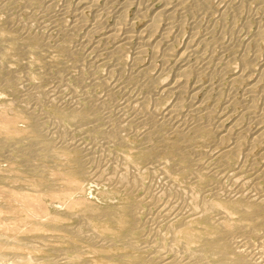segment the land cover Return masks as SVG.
Instances as JSON below:
<instances>
[{"label": "rangeland", "instance_id": "1", "mask_svg": "<svg viewBox=\"0 0 264 264\" xmlns=\"http://www.w3.org/2000/svg\"><path fill=\"white\" fill-rule=\"evenodd\" d=\"M104 1L101 0V5L104 4ZM124 1L118 0V4ZM142 1L131 0L134 5L127 12L128 17L135 22L134 29L137 32L142 30L146 22V19H135L136 5ZM158 1L151 0L153 4ZM219 1L213 2L209 15L206 12L204 14L203 11H188L184 32L174 42V48L185 47L187 39L195 30L190 22L197 21L198 37L205 39L203 38L205 35L204 37L208 40L205 43H209L208 45L203 44L198 52L199 55L202 54L200 56H203L202 60L207 66L205 67L204 64L203 73L197 80L200 88L197 101L204 102L205 110L213 109L214 116L212 118L215 122L218 123L221 116H224L222 126L225 131L237 119L243 118L244 121L241 120L242 126L249 129L244 134V140L251 142L260 125L263 123L261 126H264L263 118L260 119V122L262 121L260 124L258 120L254 119L255 114L249 113L246 109L253 102L252 94L257 93L259 98L255 109L257 112L264 110V99L260 96L264 92V79L261 80L262 82L260 81L261 84L259 82L255 92L250 94L248 90L249 82L259 78L261 66L264 65V33L258 34L260 27L263 26L262 28H264V0H225L224 4ZM53 2V5L47 8L50 0H40L39 2L37 0H0V66H3L5 71H9L0 75V249L2 251L4 248L5 250L10 249L6 253H10L12 250L14 254L21 253L28 257L33 256L35 259L49 258L46 260H56L60 256L63 257L65 253L73 256L72 254L76 255L77 250H79L82 259L89 264H112V260L116 259L111 257L116 255L126 258V261H122L123 264H153V257L156 253L154 249L149 247L155 244V241L150 233L138 232L137 235L132 236L140 247H134L131 244L119 245L118 239L122 235L123 237L127 236V232L117 222L102 219L99 214L103 213L105 208H109L112 215L121 216L134 225L138 220L135 214L140 206L139 218L143 222H146L147 217L151 215L148 213L150 210H152L150 211L152 215L161 211L160 203L165 201V196L161 195V190L167 191L169 189L175 197L195 198L198 194L199 185L193 176L200 173L201 169L197 162H193L194 157L205 161L203 164L206 170L211 169L215 163V168L224 169L223 172L226 177L223 175L222 178L225 180L220 179V184L225 183L224 185L231 188L234 186V180H232L234 174L239 171L242 165L245 164L248 168L256 171L264 169V144L256 143L250 156H248V146L242 148L232 161L225 162V159L227 161L225 151L231 148L236 141L233 137H229L221 145H218V137L207 132L188 141L179 132H171L170 127L163 129L160 122L153 123L146 120L139 122L140 117H135L136 121L128 123L127 119L132 118L136 108H142L144 102V106H147L145 109L149 111L155 108L164 111V107L172 104L176 99V96L173 95L167 97L168 100L160 99L157 102L160 95L158 88L156 91H154L155 89L151 90L152 92L143 87L141 89L143 80L147 77H155L163 67V62L159 58L153 60L150 55H145L141 61H136L134 57L137 45L134 42L126 44L125 50L123 49L117 54L111 53L115 47L114 43L111 42L102 43L101 47L91 55L85 53L81 47L78 51L85 31L78 29L77 32H74L72 30L76 0H54ZM219 4H221L220 7ZM83 15L88 23L94 19L93 12L88 9L84 10ZM114 21L113 14L106 19L107 25L113 24ZM22 27L33 35H38L41 42L35 41L34 37L25 39L21 32ZM209 31H211L210 35H208ZM16 41L20 42L23 45L20 44V47H24L23 49L30 54H19L14 48ZM244 55L253 60L250 62L253 72H250V80L247 79L246 81L236 78L244 69ZM205 58L211 63L206 62ZM226 60L230 62H226ZM106 63L109 64L106 65ZM111 67L117 69L113 74H109ZM144 68H148V71L144 74L139 73ZM83 73L84 75H81ZM168 73L171 75L165 76L166 73L162 75L165 77L164 80L162 77L159 79V84L165 82L167 84L173 80V73ZM48 76L50 79L47 78ZM56 78L59 80L57 81ZM78 78H84L85 83L78 85ZM140 79L142 80L140 81ZM21 80L30 85L34 84L35 87L42 86L48 89L55 85L61 86V92L58 94L62 100L79 97L78 99L82 103H86V98L92 97L94 101H99L97 103L104 115V112L109 111V118H118L117 114L123 119L126 118L128 125L121 135L122 141L119 143L112 142L111 145L107 144V146L102 141L97 129L99 126L101 129L107 128L109 123L107 119L95 118L78 124L71 123L63 119L60 110L51 103L44 101L40 102L36 109L41 117L43 132L46 135L49 131L56 132L55 141L50 139V135L44 138L39 137L36 127L37 119L33 116L30 117L25 110L28 106L24 104L23 88L20 86ZM94 81L96 82L94 83ZM114 82L116 84H113ZM82 85L87 87L84 89ZM262 90L263 92H261ZM144 97H147L148 101ZM233 98L235 99L234 102L237 103L230 105L233 103ZM135 99L137 101L142 100L143 103H139L143 105L136 104ZM239 101L242 103L240 104ZM102 102H104L105 107L100 106ZM32 104L33 102H30V105ZM103 107L106 109H102ZM191 108L193 106L189 102L184 112L190 111ZM120 112H123L121 116ZM124 115L126 116L124 117ZM190 115L191 118H199L197 113H190ZM205 115H203L205 119L211 118L207 112ZM129 116L132 117L129 118ZM52 119L59 120L56 122L58 124H54V120L53 122L50 121ZM61 134L66 135L67 140L83 144L88 150L80 152L68 148L62 150L59 142ZM165 135L166 139H163ZM45 147L52 148L49 156L45 155ZM176 148L181 152H176ZM144 152L152 155L149 160L143 159L142 154ZM92 153L104 160L106 166L103 170V180H101L102 178L95 180V178L79 173L81 160H87V172L94 171L95 165L91 164ZM161 163L162 165L159 167ZM215 168L213 167V169ZM127 171L131 181L138 180L143 186V188L141 186V190L122 186L121 180L125 179ZM116 172L120 173L117 174ZM110 176L112 179L108 180L107 178ZM113 176L118 177L115 179ZM205 176L207 189L205 188L199 197L202 201L213 202L217 205L218 212H223L225 208L218 204L219 200L216 199V194L209 191L212 187L209 184L214 183L215 177L210 171H207ZM246 176L244 175L242 178L247 180ZM259 181L261 188L264 189V176ZM147 188L152 193H155L157 189L159 192H156V195L157 193L159 195L158 202L150 196ZM159 199L161 200L160 203ZM240 215L242 216L241 213ZM254 215L253 221L249 225L252 228L244 226L245 224L240 225L237 230L238 236L249 237L251 239L249 244H251L250 246L248 244V247L254 246L252 249L264 253V208ZM234 218H237V215ZM180 222L181 220L177 221L176 229L180 226ZM195 222L197 221H193L191 226L205 236L213 235L211 229H205L201 227V224ZM54 225L69 227L72 231L76 229V231L84 234L92 233L93 230L92 234H96L97 240L103 241L104 244L101 242L98 245L97 243L94 244L89 239L72 233L71 229L63 230L61 228L58 230V228L53 227ZM158 226V233L161 238H164L166 247L175 246L174 249L182 253L187 250L181 234L175 239L176 242L172 240L174 239L172 236L170 237L171 232L174 231L172 227L175 226L171 217H162ZM7 237L8 239H6ZM201 245H203L202 242L191 244L190 251L193 252L194 247L199 250ZM226 251L227 253H234L232 248H228ZM226 260L238 264L233 254L220 260H201V262L202 264H212L214 261V264H219Z\"/></svg>", "mask_w": 264, "mask_h": 264}, {"label": "bare ground", "instance_id": "2", "mask_svg": "<svg viewBox=\"0 0 264 264\" xmlns=\"http://www.w3.org/2000/svg\"><path fill=\"white\" fill-rule=\"evenodd\" d=\"M37 1L39 2L40 0H37ZM53 1L54 0H50V3H49L47 8H49V6L51 7L53 5V3H54ZM214 1H216V0H159L157 3L153 4L151 2V0H143L138 5H136V9H135L136 17H135V19H138V20L146 19V22L144 23L142 30H140V32H137L136 29H134L135 22L132 19H130L128 17V14H127L129 8L132 5H134L133 4L134 2L132 3L131 0H125L124 2L119 3V4H118V0H105L103 5H101V0H76L75 8L73 11L74 23L72 26V30L74 32L75 31L77 32L78 29H82L83 31H85V34H83L84 36L81 40L80 46L78 47V51H79V48L81 47V49L84 50V52L87 53L88 55H91V54H93V52H96L101 47L100 45L102 43H109V42L114 43L115 47L112 49L111 53L117 54V53L121 52L123 49L125 50L126 44L134 42V44L137 45V49H135L136 52H135V57H134V59L136 61H141V59H143V57L145 55H150L153 60H156L157 58H159L163 62V67L157 73V75H155V77H151V78L147 77L143 80V82L141 83V89L143 87L145 89H148L150 92L151 90L153 91L154 89H155L154 91H156V89L158 88L157 90H158L160 95L157 99V102L160 99H166L167 97H171L173 95L176 96V99L174 100V102L172 104H170V105L168 104V106L164 107V109H163L164 111H160L161 109L156 110L157 108H155L154 110L152 109L153 111L152 110L149 111V110L145 109L147 107V106H144L145 102H144V105L140 104L139 102L143 103L142 100L137 101L136 100L137 98H136L135 100L137 102H135V103L136 104L139 103V105L140 106L143 105V107L142 108H136V111H134V116L133 117L129 116V118L130 117H132V118L127 119L128 123L131 121H136L137 117H140L139 122L143 121V120H146L148 122H153V123L160 122L163 125L162 126L163 129H165L166 127H168V128L170 127L171 132H174V131L179 132L188 141L195 139L197 136L202 135L203 133H206V132L211 133V134H213V136L218 137V145H221L222 142H224L229 137H233L234 139H236V141L234 142V144L231 148H229L228 150L225 151V158H227V161L225 159V162H228V161H232V159L235 158L240 153V150L242 148H246L248 146L247 147L248 152H249L248 156H250L251 151L254 148V145H256V143L264 144V126H261L263 123H262V121L260 122V119H262V118L264 119V117H263L264 116V110L261 112H257L255 109V107H257L256 103L258 101L259 96L256 95L257 93L252 94L254 97L253 102L251 105H248L246 107V109L249 113H252L253 115L255 114L254 119L258 120L260 124L262 123L260 125L258 131L254 135L255 138L251 142H248V141L244 140V138H245L244 134L246 132H248L249 129L242 126L243 125L242 121H244V120H242L243 118L237 119V121L230 128H228L227 131H225L223 126H222V123L224 122V116L223 117L221 116V118L218 120L219 121L218 123L215 122V120L212 118L214 116L213 115L214 113L212 111L213 109L212 110H210V109L205 110L204 102H198L197 101L198 100L197 95L200 92V88L198 86L197 80L200 77V75L203 73L202 69H203L204 64H205L204 61L202 60L203 56L202 57L200 56L202 54L200 53V55H199L198 52H199L200 47L203 44H205V45L209 44V43H205L208 41L206 39V37H204L205 35L203 36V38H205V39H202V37H200L202 40H199L200 38L198 37L197 31H196L197 26H198L197 21L193 20L190 22V24L193 26V28L195 30L193 31V33H191V35L187 39L185 47H183V48L180 47L179 49L174 48V42L179 38V36H182V34L184 32V29H185L184 27L187 24V22H186L187 21V15L189 14L188 11L195 10L198 12L203 11L204 14H205V12L207 14L209 12L211 13L212 4H214L213 3ZM220 1L223 2V4H224L225 0H220ZM227 1H226V3H227ZM220 5L221 4H219V7H220ZM227 5H229V4H227ZM86 9L93 12L94 19L91 23H88L84 19L83 13H84V10H86ZM223 10H225V9H223ZM112 14L114 15L115 21L113 24L107 25L106 19L109 17V15H112ZM221 15H223V14H221ZM234 17H236V16H234ZM23 27H25V26H23ZM23 27H22V31H21V29H19V30L24 34L25 39L28 40V38L34 37L33 39L35 41L41 42L40 37L38 35L37 36L33 35L31 32L27 31L26 28H23ZM262 27H260L259 32H258V34H260V35H262L264 33V28H262ZM210 32L211 31L208 32L209 33L208 35H210ZM231 38H233V37H231ZM217 39H218V37H217ZM210 42H211V40H210ZM20 44L21 43L18 41L14 42V48H16V50L19 54H22V53L27 54L28 52L23 49L24 47L21 48L20 46L22 44L21 45ZM212 44H213V42H212ZM213 45H215V44H213ZM248 47H250V46H248ZM64 50H65V48H64ZM212 53H214V52L212 51ZM28 54H30V53H28ZM245 54H247V53H245ZM211 55H213V54H211ZM255 57H256V55H255ZM250 58H248L246 55L243 56V61H244L243 68L244 69L236 76V78L238 80L246 81L247 79H249V76L251 74L250 72L252 71L251 70L252 64L250 65V62L253 61V60H250ZM253 59L255 60V58H253ZM170 61H172V62L170 63ZM227 61L228 60H226V62ZM206 62L211 63L208 60ZM228 62H230V61H228ZM107 64H109V63H106V65ZM206 66H207V64H205V67ZM255 66H254V68H255ZM261 67L262 68L260 70L259 78L257 77V79L255 81L253 79L254 82L253 81L251 83L249 82L248 90H249L250 94L252 92H255V88L258 87L259 82L264 79V65H262ZM114 68L115 67H113L110 70L109 74H111V73L113 74L117 71V69H114ZM121 68H123V67H121ZM259 69H260V66H259ZM6 71H8V70H6ZM6 71L4 70L3 66H0V73H1L0 75H3L2 73H6ZM147 71H148V68H146V69L144 68L139 73L142 72L144 74ZM167 72L173 73V75H174V77L172 78L173 80L167 84L164 81L165 83L164 84L160 83V84H162V85H160L159 79L165 73L167 74ZM222 72H224V71H222ZM94 73H95V71H94ZM211 73H213V72H211ZM109 74H108V76H109ZM166 74H165V76L171 75V73H168L167 75ZM221 74H223V73H221ZM81 75H84V73ZM49 76L47 78L50 79ZM164 77H162V79ZM254 77H256V76H254ZM24 78H26V77H24ZM47 78L45 77L46 82L48 81ZM53 78H54V76H53ZM53 78H52V80H53ZM56 80H57V78H56ZM141 80L142 79H140V81ZM113 81H115V80H113ZM113 81H111V82H113ZM20 82H21L20 86H21V88H23V90H22L23 94L22 95L24 96V99H25L24 104L28 106L27 108H25V110L28 112L30 117L33 116L35 119H37L36 127H37V134L39 135V137L41 136L44 138L45 136L47 137L48 135H50L51 136L50 139L52 141H55L54 135L56 132H50L49 131V133L47 132L48 135H46L43 132V130H42L43 125L41 126V123H42L41 117H40V115L36 109L37 105L40 102L44 101V102L51 103L53 106H55L56 109L60 110V113L62 114L63 119L68 121V122H71V123L78 124L80 122L90 121V120L95 119V118L107 119V121L109 122L108 127L107 128L104 127L103 129H101V127L99 126L100 128L98 127V129H97L98 134L101 137L102 141L106 144V146H107V144L111 145L112 142L119 143L122 141L121 135L123 134V131L126 130L127 125H128V123L126 124V122H127L125 120L126 118L123 119V118L119 117V114H117L118 118H113V117L109 118V113H108L109 111L104 112L105 113V115H104L100 111L99 104H98L99 101H97L98 102L97 103L96 101L93 100L92 97H89V96H86V97H89V98H86V103H82L78 99L79 97L78 98L72 97V98H70V100H62L60 95L58 94L61 92L60 91L61 86L55 85V86H53V88L50 87L51 89L50 88L48 89L45 87L43 88L42 86L41 87H37V86L35 87V86H33L34 84L30 85V84L24 83V81H22V80ZM42 82L44 83V81H42ZM59 82H61V81H59ZM95 82L96 81H94V83ZM117 82H118V80H117ZM261 82H260V84H261ZM83 83H85L84 78H78L77 84L79 85V84H83ZM113 84H116V83L114 82ZM59 85H60V83H59ZM38 86H40V85H38ZM82 86L84 87V85H82ZM121 86H120V88L123 89ZM123 86H124V84H123ZM85 87H87V86H85ZM85 87H84V89H85ZM109 88H110V86H109ZM107 89H108V87H107ZM114 89H113V91H114ZM211 89H209V90H211ZM110 90H111V88H110ZM84 91H86V90H84ZM261 92H263V90ZM258 93H259V91H258ZM110 94H108V95L110 96ZM152 94H154V93H152ZM151 96L153 97V95H151ZM260 96L264 99V92ZM144 98L147 100V97H144ZM172 98H174V97H172ZM83 99H84V97H83ZM168 99H166V100H168ZM209 99H211V98H209ZM107 100H109V99H107ZM207 100H208V98H207ZM102 101H104V100H102ZM234 101H235V99L233 98V103H230V105L237 103ZM30 102L31 103L33 102V104L30 105ZM104 102H102V104L100 106H104V104H103ZM189 102L192 103L193 108H191L190 111L187 110V112H184V109L187 108V105L189 104ZM105 103H107V102H105ZM241 103L242 102H240V104ZM104 107L102 109H106ZM234 107L235 106H233V108ZM107 110H108V108H107ZM204 110H205V112H204ZM103 111H105V110H103ZM206 112H207L208 116L211 118H209V119L204 118L205 116H207V115H205ZM107 113H108V115H107ZM122 113L120 112V116ZM190 113L199 114V118H196V119L191 118ZM203 115H205V116H203ZM221 115H224V114H221ZM106 116H108V117H106ZM125 116L126 115H124V117ZM225 118H226V116H225ZM245 119L247 120L246 117H245ZM53 120L55 121V119H52L50 121L53 122ZM58 121H55L54 124H58V123H56ZM214 123H217V124H214ZM43 124H44V122H43ZM246 126H248V125H246ZM248 127H250V126H248ZM148 135H149V133H148ZM65 136L66 135L61 134V139L59 141L60 145H61L60 148H62V150L65 148L73 149V150L79 151V152L88 150L87 148L84 147L83 144L78 143L77 141L67 140L66 139L67 137L65 138ZM163 139H166V135L163 136ZM150 143H152V142H150ZM100 145H98V146H100ZM102 146H105V145H102ZM104 148H107V147H104ZM68 149H66V150H68ZM44 150L46 151L45 155L49 156V154L52 151V148L50 147L48 149L47 147H45ZM176 152H181V151L178 148H176ZM93 153L91 155V162H92L91 164L95 165L94 171L87 172L86 164L88 162L86 163L87 160L86 161L81 160L79 173H81L83 175H88V177H90V178H95V180L97 178H99V179L102 178L101 180H103V177H104V175H103L104 171L103 170H104V167L106 165L104 163L103 158L101 159V158L95 156ZM142 155H143V159H145V160H149L152 156V155L148 154L147 152H144ZM194 161H195V163L197 162L199 168L201 169L200 173H196L193 176L199 185L198 194H196L195 198L189 199L187 197L184 198V196L183 197H181V196L175 197L174 193L172 191H170L169 189L167 191H165V190L162 191L160 189L161 195L165 196L164 197L165 201L160 203L161 200L159 199V203L162 207L161 211L155 212L154 215H152V213H150V211H152V210H150L148 213L151 215L149 217H147L148 219L146 220V222H143L139 218V215L141 214V206H140V208L137 209L136 214H135V217L138 220L135 222L134 225H132L131 222L129 223L126 219H124L121 216L112 215L109 208H105L104 212L99 214L102 219L110 220L114 223L117 222L119 224V226H121L122 229L127 232L128 235L125 237H123V235H122L120 237V239H118L117 243H119V245H124V246L131 244L134 247H140V245L136 244V242L134 241L132 236L137 235L138 232L150 233L152 235V238L155 241V244H153L152 246L149 247V248L154 249V251L156 253L153 257V261H154L153 264H202L201 260H204V261L205 260H220L222 258H225V256L229 257L232 254L236 257V261L238 264H264V253L259 251V250L252 249V248H254V246L252 248L248 247V244H249L251 239L249 237L238 236V231H237L238 228H240V225H242V224H245L244 226L252 228L249 225L253 221V216H255L254 214L256 212H258L259 210H261L262 208H264V189L261 188V186H260L261 182L259 181L264 176V169L262 171H256L254 169L248 168L245 164L242 165L240 167L239 171L236 174H234V177L232 179V180H234V182H233L234 186L230 188V187L224 185L225 181L223 182L224 184H220V181H219L220 179H224V178H222L223 175L225 176V174L223 172L224 169L220 170V169L215 168V165H216V163H215L213 166L215 169H213V167H211V169H213V170H211V169L206 170L204 168V164H203L205 161H202V159L197 158V157H194L193 162ZM89 162H90V160H89ZM156 162H159V161H156ZM161 165H162V163L159 165V167ZM206 168H208V167H206ZM119 169H117V170H119ZM207 171L212 172V176L215 177L214 183L209 184L212 186V187H210L209 191H211L210 193L216 194V199L219 200L218 204H220L221 207L225 208L223 210V212H218V210L216 209L217 205H215L213 202L202 201L201 198L199 197L200 193L202 194L204 192V189L205 188L207 189V187H206L207 181H206V176H205V175H207ZM119 173H117V174H119ZM105 175H107V174H105ZM128 175H130V174L127 171L125 179L121 180L122 186H125L128 188H135V189L139 190L142 185L139 183L138 180H132L131 181L129 179L131 177ZM244 175L245 176L247 175L246 176L247 180L245 178H242ZM117 177L115 176L114 178L116 179ZM99 179H98V181H99ZM107 179L111 180L112 177L110 176V178H107ZM229 180H230V178H229ZM142 188H143V186H142ZM148 188H147V192L150 194V196L154 197V199H156L158 202V196H159L158 193L159 192L157 191V189L155 188L156 192H158L156 195V192L152 193L151 190H149ZM240 213L242 214L243 217L240 215ZM236 215H237V218H234V217H236ZM162 217H171L173 219V223L175 224V226L172 227L174 231L171 232L172 234L170 235V237L172 236V238H174L172 240H174L176 242L177 240H175V239L178 237L179 234H181L183 236L185 248L187 249V250H185L184 253L178 252V250L176 251L174 249L175 246L174 247L171 246L170 248L165 246L164 238L163 237L161 238L159 233H158V231H159L158 230V227H159L158 224H159V221L162 219ZM178 220H181V222H180L181 224L176 229V224H177ZM193 221H197L199 224H201V227H203L205 229H211L213 232V235L209 236V237L205 236L198 229L191 226V223ZM197 222H195V223H197ZM193 225H194V223H193ZM53 227L58 228V230L61 228L63 230L71 229L69 227H61V226H57V225H54ZM70 231L72 233H75L76 235L78 234L79 236H82V238L84 237L86 239H89L94 244L97 243V245H98L99 242H101L100 240L99 241L97 240V238L95 236L96 234L95 235L92 234L93 230H92V233L87 232L85 234L81 233L79 231H76V229H75V231H72V229ZM89 232H91V231H89ZM6 239H8V237ZM3 240H5V239H3ZM13 241H15V240H13ZM3 242H5V241H3ZM200 242H202V244H203L199 247L200 249L197 250L198 248L196 249L194 247V251L191 252L192 250L190 251V247H191L190 245L195 244V243H200ZM25 243L28 244L29 242H25ZM101 243L104 244L103 241ZM13 244H14V242H13ZM250 244H249V246H250ZM6 245H7V243H6ZM24 245H26V244H24ZM228 248L234 249V253H232V254L227 253L226 249H228ZM4 250H5V248L3 249V251L2 250L0 251V264H87L88 263V262L86 263L82 259L81 251H79V250H77L78 253L76 255L72 254L73 256H71V255H68L65 253V254H63V257L60 256V258H58L56 260L55 259L46 260L49 258H46V259L36 258L35 259V257L33 258V256L28 257V256L23 255L21 253L20 254H14L13 253L14 251H12V250H11L12 253L11 252L6 253V251H8V250L10 251V249L5 250V251ZM146 250H148V248H146ZM3 252H5V253H3ZM64 255H66V256H64ZM111 258L119 259L121 261H126L125 257L119 256V255L112 256ZM111 258H109V259H111ZM213 262H212V264H214ZM219 264H233V263H230L226 260L224 263H219Z\"/></svg>", "mask_w": 264, "mask_h": 264}, {"label": "snow or ice", "instance_id": "3", "mask_svg": "<svg viewBox=\"0 0 264 264\" xmlns=\"http://www.w3.org/2000/svg\"><path fill=\"white\" fill-rule=\"evenodd\" d=\"M112 264H123V262L119 259H116V260L112 261Z\"/></svg>", "mask_w": 264, "mask_h": 264}]
</instances>
